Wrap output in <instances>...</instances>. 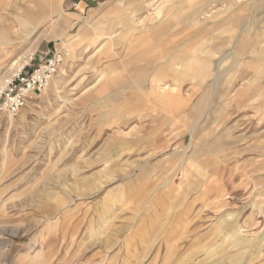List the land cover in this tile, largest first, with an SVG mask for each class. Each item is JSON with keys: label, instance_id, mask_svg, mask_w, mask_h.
Instances as JSON below:
<instances>
[{"label": "rangeland", "instance_id": "obj_1", "mask_svg": "<svg viewBox=\"0 0 264 264\" xmlns=\"http://www.w3.org/2000/svg\"><path fill=\"white\" fill-rule=\"evenodd\" d=\"M161 1L0 0V80L66 52L17 114L0 108V264H264V239L250 256L225 235L264 234V57L230 43L263 39L264 4ZM176 45L178 110L148 83Z\"/></svg>", "mask_w": 264, "mask_h": 264}, {"label": "crops", "instance_id": "obj_2", "mask_svg": "<svg viewBox=\"0 0 264 264\" xmlns=\"http://www.w3.org/2000/svg\"><path fill=\"white\" fill-rule=\"evenodd\" d=\"M71 2V5H75L79 10H82L84 7H87V0H69ZM231 0H229L230 2ZM214 2H216V0H214ZM59 3V0H58ZM257 3V7H258V11L260 9V6L262 4H264V0H247L239 5H242L245 7V9H247L248 11H252L251 13H253V11L255 10V6ZM231 4V3H230ZM39 9H40V5H39ZM58 9V6H57ZM41 10V9H40ZM256 11V10H255ZM206 12V11H205ZM205 12H202V18L201 19H206L203 18L205 17ZM255 17H257V15L255 14ZM162 22H160L159 24H161ZM248 24V23H247ZM135 30H133L134 32ZM243 30H239L237 31V35L235 37V39H233V41H230V43L232 42H237L239 41V45L237 47H235L234 49V54L235 56H237L238 58H246L249 61H252L253 59V54L252 53H256L257 57L259 58H263L264 57V48L263 47H258L257 44L259 43H264V33H263V39L260 38L259 36L256 38H252V37H247L245 35L242 34ZM264 32V31H263ZM245 43H249L252 45L251 46H245ZM257 46V47H256ZM178 50V45L175 46V51L173 53H171L168 57L166 56L165 58H163V60H160L161 63H154L151 64L152 66V76L148 79V83L149 86H158V82H162V81H167L166 77H169L171 79V82H173L172 87L175 88L176 86V94H173L170 98H167L165 100H158L157 96H156V91L154 88V95L153 98L151 100H154V103L156 106H163V105H169V106H173L174 108L176 107V110H178V107H182L184 106L182 99H179V94L177 93V91L180 89V86L182 85L183 81H181V84L178 85L177 83H174L172 78H177V74H174V64L171 62V56ZM200 50V49H199ZM169 80V79H168ZM142 82V81H141ZM141 82H135L133 85L131 86H141ZM130 86V87H131ZM199 103V101L197 102ZM196 104H194L195 106ZM178 114H180V110L179 112H176L174 114V116H172V118L174 120H176L178 118ZM167 117H171L170 115H167ZM227 131V130H226ZM192 159V158H191ZM190 159V160H191ZM205 176V177H204ZM204 178L208 177V175H203ZM203 178V179H204ZM171 181V177H168L163 183V186H167L169 184V182ZM201 182H199V185H201ZM156 190V189H155ZM157 203V202H156ZM155 204V203H153ZM152 205V204H151ZM224 218H222L223 221ZM221 221V220H220ZM231 227L230 230L225 234L228 238V240L230 241V243L233 244V246H238V244H242V246H245L246 248H248V255H252L253 254V248L256 247V249L258 250V248L260 247L259 245H261L263 239H264V234L263 235H259V236H255V237H245L241 232V226H239V224L234 221L233 223H230ZM262 240V241H261ZM253 242V243H252ZM261 248V247H260ZM255 250V251H257ZM254 251V254H255Z\"/></svg>", "mask_w": 264, "mask_h": 264}, {"label": "built area", "instance_id": "obj_3", "mask_svg": "<svg viewBox=\"0 0 264 264\" xmlns=\"http://www.w3.org/2000/svg\"><path fill=\"white\" fill-rule=\"evenodd\" d=\"M66 52L63 48L24 58L10 74L0 80V108L13 116L24 107L31 95L44 90L60 69Z\"/></svg>", "mask_w": 264, "mask_h": 264}, {"label": "bare ground", "instance_id": "obj_4", "mask_svg": "<svg viewBox=\"0 0 264 264\" xmlns=\"http://www.w3.org/2000/svg\"><path fill=\"white\" fill-rule=\"evenodd\" d=\"M153 1H156V0H152V2ZM162 3V1L160 0V2H158V4H161ZM121 4V3H120ZM149 4H151V2L150 3H148V5H146V6H151V5H149ZM142 6H143V4H142ZM157 7L156 8H152V7H150L149 8V10L151 9V10H157V11H160L159 9V5H156ZM137 7V6H136ZM138 8V7H137ZM134 9L135 10V14H137V13H139V11L141 10V9ZM147 11H148V9H147ZM120 14V13H119ZM211 12H206L205 13V16L206 17H211ZM141 16V15H140ZM131 17H134L133 18V21L137 24H141L143 21H144V18H142V17H135V16H131ZM119 21V20H118ZM120 22V21H119ZM133 22V23H134ZM151 23V22H150ZM123 25V24H122ZM24 26H25V22H24ZM144 26V25H143ZM26 27V26H25ZM36 27V25H34V28ZM34 28H32L30 31H28L27 32V34L25 35V36H22V37H20V38H18V39H12V40H7V44H14L15 42H22V43H25L26 41H27V39L32 35V33H33V29ZM93 29V33H94V31L96 32V33H99V32H102L100 29L98 30V29H95L94 27L92 28ZM8 31V30H7ZM114 32H116V31H111L110 33H108L109 35H112V33H114ZM8 32H6V34H7ZM118 34V33H117ZM92 35V34H91ZM108 35V36H109ZM7 36V35H6ZM239 42V41H238ZM29 50H26V51H24V53H22L23 55V57L24 56H26V54H27V52H28ZM218 55H217V53H215L214 54V57H217ZM22 57V58H23ZM21 59V57H19L18 58V60H20ZM18 62V61H17ZM17 62H15V63H17ZM173 69H174V74H177V76L179 75H181L182 74V72H181V70H182V67L181 66H179L177 63H175L174 64V67H173ZM13 70V67L11 68V70L9 71V73L8 74H10V72ZM7 74V75H8ZM248 76V75H247ZM173 79V81H174V83H178V81H176V79L175 78H172ZM178 80V79H177ZM164 82V81H163ZM214 82H216V78H215V80H214ZM213 82V84L215 85V83ZM161 84V83H160ZM159 84V87H158V90H157V88L155 89V91H156V96H157V98H158V100H163L164 98H166V96L168 95V92H170V91H168V84H167V82L166 83H162L161 85ZM170 85V84H169ZM171 86V85H170ZM174 90V87H172L171 88V91H173ZM170 94V93H169ZM171 95V94H170Z\"/></svg>", "mask_w": 264, "mask_h": 264}]
</instances>
